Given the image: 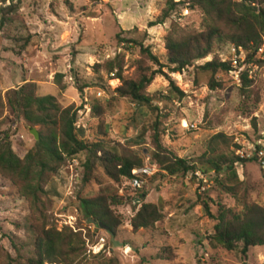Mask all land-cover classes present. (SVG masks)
I'll return each mask as SVG.
<instances>
[{
  "label": "rangeland",
  "instance_id": "1",
  "mask_svg": "<svg viewBox=\"0 0 264 264\" xmlns=\"http://www.w3.org/2000/svg\"><path fill=\"white\" fill-rule=\"evenodd\" d=\"M19 1L14 0L20 3V22L0 32L3 96L27 83L35 84L37 96H54L63 108L75 106L77 128L83 131L85 140L94 141L97 132L107 126L112 141L143 158L144 166L156 168L151 177L142 180L141 188H134L127 180L117 185L101 170L96 172L97 181L84 186L85 170L77 160L50 178L45 188L51 195L45 198V204L54 227L58 231L68 227L86 237L87 257L76 264H264V247L251 248L246 258L239 251L213 250L208 239L216 221L206 215L202 206V201L207 200L215 217L219 205L240 211L243 198L264 207V78L254 84L253 92L247 96L223 74L217 76L223 87L209 89L210 75L198 68L215 55L223 57L229 44L182 73L170 74L168 68L163 69L185 94L180 100H167L169 80L162 75L147 90L161 110L163 146L179 158L192 161L207 151L212 137L223 133L230 139V151L248 160L236 165L237 197L223 191L213 174L199 172L203 179L192 172L170 177L150 158L152 133L146 129L152 121L130 100L117 97L121 83L106 73L105 64L121 56L126 79L137 74L140 62L152 66L136 45L119 44L120 35L150 47L166 65L165 38L172 23L202 31V13L186 9L164 25L149 28V23L162 15L168 0ZM19 38H29L30 43L25 45ZM57 74L64 75L65 91L61 92L56 84ZM81 86L82 94L78 91ZM95 107L101 116L94 114ZM5 117L3 129L9 131L13 151L23 159L37 142L32 130L39 136L46 131L31 129L9 113ZM143 191L148 195L142 201L139 195ZM101 192L123 199L112 206L123 222L115 235L97 228L79 210L81 197ZM143 203L160 206L164 219L152 229L135 231L132 219ZM29 213V205L18 189L0 175V264L8 257H16L14 242L26 241ZM98 244L101 245L96 248ZM97 255L103 258H93Z\"/></svg>",
  "mask_w": 264,
  "mask_h": 264
},
{
  "label": "trees",
  "instance_id": "2",
  "mask_svg": "<svg viewBox=\"0 0 264 264\" xmlns=\"http://www.w3.org/2000/svg\"><path fill=\"white\" fill-rule=\"evenodd\" d=\"M0 3L2 32L20 22V3H14V0H0ZM186 9L199 10L204 16L205 26L197 32L181 28L177 22H173L165 38L166 65L161 64L150 47L145 48L143 44L117 35L119 44L136 45L152 66L140 62L137 74L126 79L123 76L124 59L118 55L105 64V70L108 75H113L112 79L121 83L116 90L117 97L130 100L152 121L149 129H146L152 133L153 151L150 158L162 172L170 177L185 176L190 172L194 175L197 172L213 174L223 191L237 197L236 165L248 160L241 159L236 151H230V139L223 133L212 137L207 151L196 160L188 161L168 151L161 141V110L147 90L158 75L167 76L169 87L166 99L180 100L185 97L184 92L163 69L168 68L170 74L182 73L214 55L218 48L226 44L243 46L253 53L264 37V0H168L162 15L156 22H150L148 27L164 25ZM18 41L25 45L30 43L29 38H19ZM198 69L210 75L208 87L211 90L221 89L223 85L217 76H228L231 71L230 65L222 62V57L218 55ZM63 78V74L56 75V84L61 92L66 90L62 85ZM243 83L241 93L247 96L253 92L254 83L247 76L243 77ZM78 91L82 94L84 87H78ZM6 113L16 121H23L31 129L42 128L46 131V134L40 133V140L23 159L13 151L9 131L3 129ZM96 113L102 115L97 107L94 108ZM77 122L75 106L63 108L54 96H37L35 84L27 83L4 96L0 92V175L18 189L27 201L30 212L26 224L28 237L25 242L13 243L16 257H8L4 264H76L82 257H87V241L83 233L74 232L68 227L58 231L51 222L45 204V198L51 195L45 187L50 178L59 174L67 163L80 162L85 170L84 186L98 180V170L113 183L121 185L124 180L131 181L133 172L144 167L143 158L109 138L107 126L97 132L94 141H88L83 138V131L77 128ZM147 195L143 191L139 197L143 201ZM122 201L116 194H89L80 198L79 210L97 228L104 226L115 235L123 222L115 215L112 206ZM202 206L206 215L216 221L214 232L208 239L213 250L239 251L246 258L251 248L264 247L263 206L251 204L243 198L240 211L219 205L217 217L211 213L207 200L202 201ZM163 219L160 206L143 203L132 219V227L135 231L152 229ZM93 258L100 260L103 256Z\"/></svg>",
  "mask_w": 264,
  "mask_h": 264
},
{
  "label": "built area",
  "instance_id": "3",
  "mask_svg": "<svg viewBox=\"0 0 264 264\" xmlns=\"http://www.w3.org/2000/svg\"><path fill=\"white\" fill-rule=\"evenodd\" d=\"M238 1L243 2L246 0ZM222 62L230 65L231 71L228 76L233 81L235 87L240 89L243 88L244 76H247L249 80L257 84L261 78H264V37H262L261 42L253 53L248 52L243 46L229 45L226 54L222 57ZM240 153L241 152L238 151V154ZM155 170L156 168H151L149 165H146L134 171L131 185L134 188H141L143 184L142 180L151 177L155 173ZM195 175L203 179V176H200L199 172ZM101 243H104V240H101ZM100 245L101 244H98L96 248ZM103 246L104 245H102V248Z\"/></svg>",
  "mask_w": 264,
  "mask_h": 264
},
{
  "label": "water",
  "instance_id": "4",
  "mask_svg": "<svg viewBox=\"0 0 264 264\" xmlns=\"http://www.w3.org/2000/svg\"><path fill=\"white\" fill-rule=\"evenodd\" d=\"M32 134L34 135L36 141L38 142L40 140V136L39 134L35 131V130H32ZM92 222V221H91ZM93 223V222H92ZM102 228L106 229L104 226H101ZM107 230V229H106Z\"/></svg>",
  "mask_w": 264,
  "mask_h": 264
}]
</instances>
